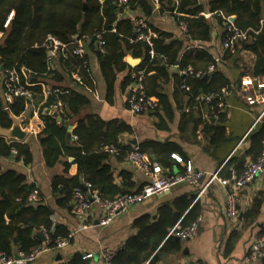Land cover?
<instances>
[{
	"label": "trees",
	"instance_id": "obj_1",
	"mask_svg": "<svg viewBox=\"0 0 264 264\" xmlns=\"http://www.w3.org/2000/svg\"><path fill=\"white\" fill-rule=\"evenodd\" d=\"M0 0V76L1 86L7 70L13 69L18 75L21 84L26 86L33 94V101L24 97H16L10 104L5 103L0 95V128L7 129L12 125V117L20 116L31 106L32 102L39 103L44 98L42 83L47 86L49 80L60 83L62 74L69 76L71 71L79 70L81 81L75 83L76 88L60 87L64 93H51L45 96V101L39 107V116L44 122V128L37 134L43 148V159L47 166H54L60 156L67 154L73 158L77 172L73 176H54L52 178V193L59 206H73V193L76 188L83 192L86 189L84 182H89L93 189L99 191L103 198L112 199L115 196L132 192L131 182H115L110 166L105 162L111 152L107 147H113L119 153H125L134 145H122L119 137L130 133L131 127L119 119L102 120L96 114H87L80 118L72 134L76 147L66 144L67 128L65 123H60L53 114L45 113V109L61 103L56 109L58 116L63 121H68L77 116L89 104L88 97L79 89L92 85L90 63L87 55L83 57L70 55L67 59L57 57L62 72L51 67L49 54L43 46L50 35L62 42H68L73 37L82 39L85 48L93 51L100 72L106 82V97L112 95V84L116 72L131 69L122 81V86H130L135 80L133 75L142 71L143 90L146 96L158 100L159 107L153 111L157 119L156 127L165 128L166 123L174 117L171 101L163 91V84L171 78L174 83L173 94L178 93L186 97L189 108L185 112L182 108V124H194L195 128L203 120L194 119V107L204 105L203 100L196 97L213 94L214 98L206 103L216 116V122L204 121L203 132L210 134V144L213 147L227 140L224 121V112H217L214 104L218 100L225 102L221 92L229 91L238 82L231 81L217 67L215 59L206 51H183V39L173 37L170 33L160 30L152 25L149 27L156 33L152 38V46L145 41L135 40L136 25L134 20L123 14L124 8L139 9L145 16L152 13L151 0ZM166 2V3H164ZM162 10L168 6L173 8V18L178 24L184 21L192 41L206 42L211 39L212 23L202 14L210 12L215 22L225 27L226 19L233 18V25L240 31H246L249 38L237 47L236 52L224 49L221 60H227L236 54L239 49H245L255 54L254 74L264 75V0H160ZM85 6V10L83 9ZM12 17L8 21L9 16ZM8 21V22H7ZM224 33V32H223ZM100 34L104 40V52L96 49V35ZM223 36V34H222ZM150 48L154 56H150ZM126 54L141 57L142 62L129 68L123 61ZM210 65L214 70L208 72ZM183 69L192 68V74L171 73L172 67ZM201 72L200 77L195 73ZM72 80V79H71ZM73 81V80H72ZM74 82V81H73ZM57 87V86H53ZM2 92H3V86ZM37 103V104H38ZM129 107V106H128ZM214 108V109H213ZM250 144L246 155L255 159L264 148V121L254 132L249 134ZM142 152L149 155L152 162L165 169L173 167L175 160L173 153H181V149L174 143L157 141H144L137 144ZM16 150V155L12 153ZM0 157L14 158L28 165L32 161L30 148L25 142H18L0 135ZM70 163L65 164L67 172ZM233 167L237 174L242 170V164L229 162L221 168L219 175L230 177V168ZM183 169V168H182ZM172 171V170H171ZM182 171V170H180ZM172 173V172H170ZM124 176V174H123ZM126 177V175H125ZM123 177V178H125ZM35 185L26 183L23 174L14 169L2 171L0 166V253L14 255L17 252L30 253L36 247L44 244L37 236L38 232H48L49 248L54 247L58 236L65 237L68 232L52 223L51 210L43 203L27 202L28 196ZM137 192V191H136ZM42 196V195H41ZM262 205L260 196L253 200L252 206L243 213L242 220L248 223L259 214ZM199 216V207L194 204L179 223L180 228L187 227ZM8 218V221L5 220ZM166 213L154 225H144V219L139 220V232L130 237L123 249L110 259L108 264H153L157 258L156 249L165 236L167 237L159 251L179 250L180 240L174 236H167ZM143 220V221H142ZM264 235V230L259 232ZM260 264H263L261 261ZM62 264H90L89 259H84L79 253L74 254L67 263Z\"/></svg>",
	"mask_w": 264,
	"mask_h": 264
},
{
	"label": "crops",
	"instance_id": "obj_2",
	"mask_svg": "<svg viewBox=\"0 0 264 264\" xmlns=\"http://www.w3.org/2000/svg\"><path fill=\"white\" fill-rule=\"evenodd\" d=\"M151 1L153 10L149 16H145L139 9L130 8H124L123 14L134 20L147 19L153 27L164 30L173 37L183 39L185 42L183 51L185 52H192L194 56L201 51L208 52L215 59L218 69L231 81L238 82V85L233 86L228 91L224 102L225 107L222 111L225 118L221 124L225 128L227 140L213 147L210 144V134H204V121L216 122L214 112L210 110L206 103L199 105L198 108L194 107L193 111L194 119H201L203 122L197 125L196 128L192 123L182 124V108L185 111L188 106L185 96L179 93L176 96L173 94L174 83L172 78L165 82L162 88L164 93L168 95L174 110V117L166 123L165 128L159 129L156 127L157 119L153 112L138 114L130 112L127 103L129 86L123 87L122 81L131 69L127 68L124 71L116 72L112 84V95L110 99H107L105 79L100 72L93 51L87 47L86 55L90 63L92 85L79 89L88 97L90 102L77 116L66 121V128L67 125H70L73 131L77 121L87 114H96L104 121L119 119L132 129L130 133H124L119 137V143L122 145H137L152 140L160 143H174L180 147L181 153L172 154L175 160V164L170 168L172 171L162 167L166 172H180L186 161H190L195 168L206 174L215 172L227 161L228 163L242 164L243 170V163L250 160V157L246 155V150L250 144L248 136L259 128L264 121V117L257 120L264 108V102L256 101L249 104L244 97L247 88L255 87L257 77L264 79V75L254 74L255 54L245 49H239L231 58L221 60L224 51L221 45L224 28L215 22L207 10L202 14L212 23L211 39L206 42H197L200 45L199 48L189 49L188 46L191 45V41L180 32L173 18L172 6H168L167 10H162L160 2L155 4L153 0ZM200 1L205 2V0ZM11 17L12 14L9 16L8 21ZM260 24L262 28L264 18ZM95 47L97 49V45ZM127 56L134 57L131 54H126L123 58L126 63ZM49 59L51 67L61 73L58 58L49 56ZM129 68L132 67L129 66ZM169 71L173 74L178 73L176 66L170 68ZM62 77L60 83L49 80L46 87L76 88L75 83L68 74L63 73ZM1 80L0 76V95L2 96ZM36 101H38L37 98ZM44 101L45 95L42 101L37 102L38 104L32 102L25 112L20 116H16L20 119L21 127L29 132L22 142L27 143L30 148L31 163L25 165L14 158L0 157V166L2 171L16 170L25 176L26 183L35 185L42 195L41 203L51 210L50 219L52 223L64 227L67 232H71L73 235L69 243L62 249H49L34 261L22 264L67 263L76 253L82 256L91 253L92 257L86 258L89 259L90 264H106L107 255L111 254L114 257L123 249L130 237L137 235L139 220L144 219V225L151 226L158 222L162 214L166 213L164 222L166 221V233H168L175 225L178 224L179 226L183 217L194 204L199 207V216L197 217L199 218L198 234L187 240L178 238L180 240L179 250L158 252L167 238L165 236L155 251V253L157 252V258L153 264H260L248 260L247 256L252 237L264 230V174L257 175L239 190L237 196L239 224L235 227L229 225L226 217L225 202L230 186L225 187L218 182L212 183L199 198L196 197L197 192L190 185H177L168 193L150 196L142 202L132 205L106 226L98 225L102 213L96 204L91 206L86 218L83 220L75 217L72 206H59L52 193V178L54 176H73L76 174L77 168L76 164L72 163L73 158L67 154L60 156L57 163L52 167L47 166L44 162L43 148L37 138V134L44 128V122L39 116V107ZM59 108L57 107V109ZM47 110L45 109V113H47ZM134 140L136 141L135 144H133ZM67 146L76 147L74 136ZM242 157L245 160L240 162ZM66 162L70 163L67 172H65ZM105 162L110 166L116 184L120 185L121 181H130L132 192L141 190L142 186L148 181L134 166L130 165L125 153H111L109 159ZM258 196L262 199L259 214L254 220L244 223L242 220L243 213L252 206L253 200ZM5 220L8 221V218L5 217ZM40 234L43 233L38 232L37 236L39 237ZM147 263L145 261L142 264Z\"/></svg>",
	"mask_w": 264,
	"mask_h": 264
},
{
	"label": "built area",
	"instance_id": "obj_3",
	"mask_svg": "<svg viewBox=\"0 0 264 264\" xmlns=\"http://www.w3.org/2000/svg\"><path fill=\"white\" fill-rule=\"evenodd\" d=\"M153 2L158 4L160 0H153ZM134 23L136 25L135 40L145 41L149 46H152V38L156 37V33L149 27L148 20L136 19L134 20ZM177 25L184 37L191 41V45H189L188 48H199L200 45L196 41L191 40V37L188 33L187 24L184 21H179ZM248 38L249 36L246 31H240L233 25L229 18L226 19L224 33L221 39V45L223 49L230 50L232 53H234L236 52L237 47H239L241 43L247 41ZM96 40L97 50L104 52L105 43L102 35L97 34ZM43 46L50 56L62 57L63 59H67L70 55L83 57L86 54L84 41L76 37H73L68 42H62L61 40L49 35L46 38ZM149 54L152 57L155 55L151 48L149 50ZM213 70V65H210L207 69L208 72ZM178 72L183 75L192 74V68L189 66L179 69ZM70 75V78L74 81V83H79L81 81V75L78 69L71 71ZM201 75V72L195 73V76L197 77H200ZM133 77L135 80L129 86V96L127 99L130 112L138 114L155 111L159 107V103L156 98L145 95L143 90V72L138 71L133 75ZM255 80V87L252 86L245 90V101L249 104H252L256 101L264 102V79L257 77ZM37 84L42 86L45 96L51 93L67 92V90H60V87L48 88L42 83ZM27 85L30 86L32 84H21L18 73L13 69L7 70L2 81V97L5 103H12L16 97H24L29 101H33V94L29 89L26 88ZM221 94L223 97H226L228 91L223 90ZM213 98V94L196 97L198 101L203 100L206 103H210ZM60 106L61 103L58 102L57 105H54L48 109L47 113L53 114L56 112L57 107ZM214 107L217 109V112H221L224 110L225 103L222 100H218L214 104ZM185 111L188 112L189 108L186 107ZM263 117L264 108L259 114L257 120H260ZM107 150L111 153H118V150L113 147H107ZM12 153L16 155L17 152L16 150H12ZM126 159L130 165L134 166L148 179V181L142 186L141 190L118 195L112 199H107L103 198L98 190L93 189L91 183L84 182L83 185L86 189V192H83L80 188H76L73 193L72 211L76 218L80 220L85 219L91 206L96 204L101 209L102 213L98 221V225L106 226L132 205L142 202L147 197L168 193L173 187L177 185H190L197 192L196 197L199 198L212 183L218 182L222 186H230V190L227 192L225 202L226 217L229 225L235 227L239 224V209L237 206V196L239 190L251 182L257 175L264 174V148L262 149L259 156H257L255 159H251L243 163V170L241 173L237 174L235 169L231 167V176L228 178L219 175V172L224 164L220 166L215 172L206 174L205 172L195 168L190 161H186L182 171L178 173L166 172L159 164L152 162L149 155L145 152H142L137 145H134L132 149L126 152ZM22 161L23 158L20 157V162ZM40 201H42V196L39 190L36 188L28 196L27 202L37 203ZM198 223L199 218L184 228H180V226L177 224L169 230L167 236H174L181 240L191 239L198 234ZM48 234L49 233L46 231L43 232L45 237L44 244L36 247L30 253L17 252L11 256L7 255L6 253H0V264H22L24 262L34 261L43 252L49 249H62L69 243L73 235L71 232H68L65 237L58 236L55 240L54 247L49 248L47 245L49 242ZM16 256L18 259H16ZM90 257H92L91 253L83 255V258L85 259ZM111 258V254L106 256V264ZM247 258L248 260L254 262H260L261 259L264 258L263 234L257 233L252 237Z\"/></svg>",
	"mask_w": 264,
	"mask_h": 264
},
{
	"label": "water",
	"instance_id": "obj_4",
	"mask_svg": "<svg viewBox=\"0 0 264 264\" xmlns=\"http://www.w3.org/2000/svg\"><path fill=\"white\" fill-rule=\"evenodd\" d=\"M85 10V6L83 8ZM230 21H233V18L230 19ZM50 56V54H49ZM127 63L130 67L134 68L136 66H138L141 62V58H134L132 56H127ZM29 102V100H28ZM53 115L57 118V120L60 122V123H65L66 124V121H63L57 114V112H54ZM28 131L26 129H23L21 127V124H20V119L16 116H13L12 117V125L7 128V129H2L0 128V134L4 137H6L7 139H12V140H15V141H18V142H22L25 140V138L27 137L28 135ZM66 142L67 144H69L70 140L73 138L72 136V128L70 125H67V134H66ZM136 141L134 140L133 141V144H135ZM245 160L244 157H242L240 159V162H243ZM39 238L40 240L44 241L45 240V237L43 234H40L39 235ZM177 238V237H176ZM178 239V238H177ZM16 259H18V257L16 256ZM261 262L264 264V258L261 259Z\"/></svg>",
	"mask_w": 264,
	"mask_h": 264
}]
</instances>
